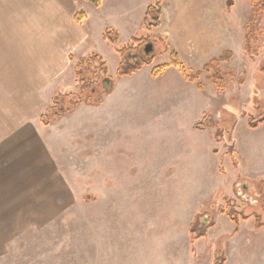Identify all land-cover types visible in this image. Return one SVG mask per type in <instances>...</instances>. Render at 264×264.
I'll use <instances>...</instances> for the list:
<instances>
[{
    "label": "rangeland",
    "instance_id": "rangeland-1",
    "mask_svg": "<svg viewBox=\"0 0 264 264\" xmlns=\"http://www.w3.org/2000/svg\"><path fill=\"white\" fill-rule=\"evenodd\" d=\"M29 1L11 8L6 0L0 24L23 33L16 24L37 14L27 8ZM251 1L164 0L158 30H132L143 43L135 41L133 48L152 45L144 55L152 62L122 77L117 50L131 41L111 44L99 31L105 24L117 31L107 23L114 18L119 24L124 13L90 12L88 27L76 26L68 14L70 28L61 31L70 40L63 49L66 69L88 61L90 52L106 62V73L88 66L83 93L74 71L57 83L58 93L72 96L58 107L73 111L47 133L71 138L55 141L53 149L67 191L59 212L70 220L55 222L52 228H61L56 243L31 244L33 252L24 237L15 238L1 264H212L216 255L223 264H264V122L249 126L264 115V10L253 12ZM262 2L253 0L254 6ZM172 51L188 74L199 73L204 89L173 67L151 76ZM226 51L232 52L230 62L204 70ZM125 52L132 64L134 52ZM214 69L224 90L207 77ZM100 98V105L91 106ZM45 120L59 121L50 114ZM194 219L204 231L196 239L190 234Z\"/></svg>",
    "mask_w": 264,
    "mask_h": 264
},
{
    "label": "crops",
    "instance_id": "crops-1",
    "mask_svg": "<svg viewBox=\"0 0 264 264\" xmlns=\"http://www.w3.org/2000/svg\"><path fill=\"white\" fill-rule=\"evenodd\" d=\"M5 1L0 0V5ZM10 1L11 8L20 2ZM153 1L143 5L142 0H128L125 5L117 0H102L99 6H94L85 0H31L26 6L37 14L31 20L34 22L16 24L18 29L24 30L23 33L15 31L14 24H0V264L15 238L24 237L28 250L31 244L41 241L53 244L61 230L52 228L55 222L70 220L69 215L59 212L67 203V191L63 188L65 182L60 160L55 161L53 149L55 141L67 142L71 138L66 134L47 133V129L62 123L67 116L63 115L58 122L48 126L40 120L59 89L57 83L63 80L64 74L73 76V69L67 70L63 61V49L70 40L69 34L64 32L63 35L61 31L70 28L68 14L75 20V13L83 10L85 20L76 21V26L84 23L88 27L90 12L124 13V21L120 18L117 24L112 18L107 24L118 29L112 28L118 34V42H129L137 37L135 31L132 33L133 29L151 35L161 27L164 0H161L160 25L151 30L143 26L145 11ZM107 28L111 27L105 24L101 33L99 31L103 40ZM91 40L96 43L93 36Z\"/></svg>",
    "mask_w": 264,
    "mask_h": 264
},
{
    "label": "trees",
    "instance_id": "trees-1",
    "mask_svg": "<svg viewBox=\"0 0 264 264\" xmlns=\"http://www.w3.org/2000/svg\"><path fill=\"white\" fill-rule=\"evenodd\" d=\"M88 1L90 3H92L94 6H99L101 4L102 0H85ZM262 4L259 6H254L253 4V0L251 1V6L253 7V12L256 11L259 12V9H263L264 10V0H262ZM161 0H154L152 4H150L146 11H145V15H144V19H143V26L144 28L151 30L155 27H158L160 25V16H161ZM258 9V10H257ZM75 20L76 21H81L83 17H85L83 12H78L75 14ZM250 33V30H248V34ZM247 34V35H248ZM103 38L104 40H106L108 43L111 44H117L118 42V34L117 32L112 29V28H107L104 33H103ZM135 41H137L138 44H140V41L137 40L136 38H133L131 40V43L124 47V48H120L118 49V53H119V57H120V61L118 64V67L116 69V73L117 76H129L133 73L138 72L142 67L149 65L152 62V56L146 57L144 58L145 51L142 48V50L140 51V48L138 46L143 47V43L135 46V48H133V43H135ZM246 43L247 46L250 50V43H249V36L246 37ZM146 42H149L148 40H146ZM126 51L129 52H134V55L132 57V59L134 60V62H132V64H129V62H127V57H126ZM150 52V51H149ZM254 53V52H253ZM232 56V53L227 51L225 53H223L221 56H219L218 58L215 59H211L208 63H206L203 68L205 71H209L211 70L212 65H216L219 62H229L230 58ZM88 57H90L89 59H87L88 61H85L86 59L81 58L74 66L73 71L74 74H76L77 79L80 81L79 83V90L81 91V93L84 92V88L86 87L85 84H83V78L85 72L88 71L89 67L88 66H94L95 65V69L99 72H104L106 73V62L103 60V58L97 54H90ZM85 64L87 65V68L84 67ZM211 66V67H210ZM176 68L183 76V78L191 83H196L198 89H204V86L202 83L198 82V78H199V73L195 74V75H191L188 74L183 63L180 60V57L178 55V53L176 51H172L169 55V61L168 63L162 64V65H158L152 68L151 70V76L156 78L158 76H160L163 72H165L167 69L169 68ZM264 69V68H263ZM210 72V71H209ZM96 74V73H94ZM208 79H210L215 86L220 89V90H224L225 89V83L223 82V78L220 75V73L217 71V69H214L212 74L207 76ZM86 79V78H85ZM70 97H72L70 94L67 95H61L60 93L55 92L52 100H51V104L45 113L41 116L40 120L44 125L49 124L50 121H46L45 118L47 117V115H51L52 116V121H58L64 114L66 113H72V109H65V110H61L58 107V103L59 101L63 100V104H65V100H68ZM103 100H101V98L99 99V101H97L96 103H93L91 106H98L101 104ZM59 109V110H58ZM57 113V114H56ZM55 115V116H53ZM264 121V115H261L259 117V119L257 120H250L249 121V126L250 128H257L261 123H263ZM196 129H200L199 124L196 123L193 126ZM202 128V127H201ZM198 221L197 219L192 222L191 224V228H190V234L192 236V238L196 239L198 237L203 236V232L200 233V230L198 229ZM198 231V232H197ZM212 264H223V259L220 258L219 256H215V259L213 261Z\"/></svg>",
    "mask_w": 264,
    "mask_h": 264
},
{
    "label": "water",
    "instance_id": "water-1",
    "mask_svg": "<svg viewBox=\"0 0 264 264\" xmlns=\"http://www.w3.org/2000/svg\"><path fill=\"white\" fill-rule=\"evenodd\" d=\"M151 47L152 45L148 43L145 46L144 51L147 52L148 50H151ZM109 82H111V80L109 78H105L102 83H103V87L106 90V92L111 93L112 88H111V85H109Z\"/></svg>",
    "mask_w": 264,
    "mask_h": 264
}]
</instances>
